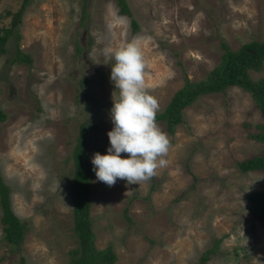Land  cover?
I'll list each match as a JSON object with an SVG mask.
<instances>
[{
    "label": "rangeland",
    "instance_id": "obj_1",
    "mask_svg": "<svg viewBox=\"0 0 264 264\" xmlns=\"http://www.w3.org/2000/svg\"><path fill=\"white\" fill-rule=\"evenodd\" d=\"M20 1L0 0V26H9L5 10ZM125 3L129 14L118 11L117 0H28L13 27L18 35L11 31L4 43L0 177L24 227L15 246L3 238L0 221V264H20L21 258L26 264H69V249L77 245L70 153L82 121L90 230L96 248L114 251L110 264H195L214 240L203 264H256L254 257L264 264V225L246 198L264 190V172L241 171L235 163L264 149V142L246 136L262 119L241 87L198 95L172 133L156 119L170 147L167 166L149 181L127 185L118 179L109 187L97 180L91 163L110 147V109L118 95L110 79L115 61L105 48L143 38L146 84L159 112L183 77L204 78L219 62L221 42L234 50L264 38V0ZM16 46L29 61H9ZM248 74L264 75V65Z\"/></svg>",
    "mask_w": 264,
    "mask_h": 264
},
{
    "label": "trees",
    "instance_id": "obj_2",
    "mask_svg": "<svg viewBox=\"0 0 264 264\" xmlns=\"http://www.w3.org/2000/svg\"><path fill=\"white\" fill-rule=\"evenodd\" d=\"M28 0H21L19 6L11 11L9 26H0V53L3 51L4 43L11 31L18 35L13 27L19 21L21 12ZM85 0H83V5ZM118 11L129 14L125 0H117ZM84 12L82 8L81 13ZM133 28L136 23L130 19ZM223 51L220 60L212 66L204 78L195 81L183 77V83L175 89L164 108L156 113V118L165 123L168 132L172 133L176 124L182 121L183 108L193 102L201 94L222 91L227 86H239L246 90L254 104L259 109L261 121L255 124L254 130H247L246 136L255 141L264 142V75L251 78L248 70L259 71L264 65V38L261 40L251 39L241 43L236 49H230L227 44L221 42ZM80 47L77 46V52ZM29 61V56L22 53L16 46L15 54L9 61ZM4 112L0 110V120L4 118ZM248 125V122H243ZM85 122L80 123L79 132L73 144L70 156L72 160L70 199L72 203L73 231L77 238V245L69 249V264H101L112 263L116 256L110 245L96 248L93 243V235L90 230L89 221V199H88V175L89 166L87 160L86 144L83 140ZM236 165L241 171L259 170L264 172V149L247 157L236 159ZM249 201V210L264 225V190H253L246 194ZM0 221L2 224L3 238L9 243L18 246L23 235V222L11 211L8 203L7 186L0 177ZM217 241V240H216ZM204 249L195 264H203L213 253L216 242ZM20 264H26L19 259Z\"/></svg>",
    "mask_w": 264,
    "mask_h": 264
},
{
    "label": "clouds",
    "instance_id": "obj_3",
    "mask_svg": "<svg viewBox=\"0 0 264 264\" xmlns=\"http://www.w3.org/2000/svg\"><path fill=\"white\" fill-rule=\"evenodd\" d=\"M143 38L122 40L113 48L104 49V55L114 60L110 79L118 95L113 99L110 119L113 124L107 133L110 147L107 154L95 153L91 159L98 181L109 187L118 179L127 185H139L166 167L170 141L156 123L159 104L149 94L146 84V60L142 50ZM121 153H127L122 158ZM242 232V230H241ZM242 235L244 236L243 232ZM248 243L245 238V245ZM256 264H262L254 257Z\"/></svg>",
    "mask_w": 264,
    "mask_h": 264
}]
</instances>
